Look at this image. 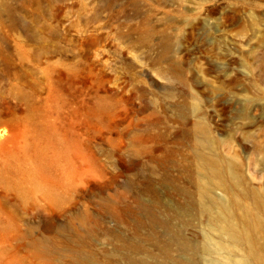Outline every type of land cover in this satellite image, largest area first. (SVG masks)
<instances>
[{"label":"rangeland","instance_id":"obj_1","mask_svg":"<svg viewBox=\"0 0 264 264\" xmlns=\"http://www.w3.org/2000/svg\"><path fill=\"white\" fill-rule=\"evenodd\" d=\"M197 121L264 189V0H0V264L220 260Z\"/></svg>","mask_w":264,"mask_h":264},{"label":"bare ground","instance_id":"obj_2","mask_svg":"<svg viewBox=\"0 0 264 264\" xmlns=\"http://www.w3.org/2000/svg\"><path fill=\"white\" fill-rule=\"evenodd\" d=\"M53 133L60 146L68 142L64 132L54 129ZM189 134L196 145L186 208L207 216L211 230L217 234L211 245H204L208 252L215 250L223 255L211 264H264V189L249 184L235 156L220 154L218 142L202 122L197 121ZM65 155L63 149L56 151L42 169L47 170ZM215 191L226 196H216ZM129 264L143 263L130 258Z\"/></svg>","mask_w":264,"mask_h":264}]
</instances>
